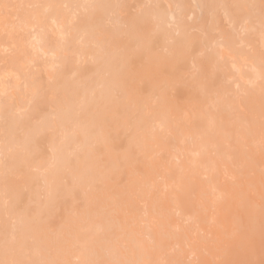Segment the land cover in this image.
Wrapping results in <instances>:
<instances>
[{"label": "bare ground", "instance_id": "obj_1", "mask_svg": "<svg viewBox=\"0 0 264 264\" xmlns=\"http://www.w3.org/2000/svg\"><path fill=\"white\" fill-rule=\"evenodd\" d=\"M57 1L61 2V0L51 1L50 3L46 2L48 5L47 13L42 10L38 11L37 9L33 13L26 11L25 8H21L20 13H18L21 17L19 21L26 22L33 15L34 17L36 16L35 19L37 22L45 21L47 17H52L53 19H58V17L62 18L64 15L62 14L64 13L62 11L63 9H61L62 4L60 3L61 5H59ZM70 1H68L69 4ZM109 1L113 2V0H106V2L104 1L105 4H101V1L100 5L97 8L95 7L96 10L94 8L93 12L88 13L87 11L88 15L86 13V18H81L83 20H79L80 22L77 20L75 22L76 24L74 23L75 25H73V30L77 27L76 31L80 30V32L85 33L87 39L84 42L92 44L94 42L93 37L98 42V48L94 49L96 51L94 55H91V57L94 56V62L92 60L91 62L93 64L90 63L91 65L88 63L91 67L88 68L87 65L85 66L83 64L87 69L82 70L83 67L80 68L78 66V72L76 69H68L67 64L73 62L67 58L69 50L63 44L61 47L63 55L59 62H61V65L66 63L67 67L64 66L67 69L63 66L64 70H69V72L71 71L74 74L75 72L77 73L75 74L77 76L76 81L66 78L67 76L65 77V73L63 72V74L60 68L58 70L60 73L57 75V83L55 86L49 87L51 95L54 92V95L56 94L55 96H57L54 99L59 103L58 105L56 102V105L59 106V112L56 114L53 111V113L57 115L55 118L61 122V131L65 133H63L64 138L60 144L57 142V138L50 141L52 144V155L55 160L53 164L48 163L49 166H52H47L48 169L45 174L48 193L50 194V196L48 195L50 201H46H49L48 203L50 204L53 199L55 202L58 196L60 198L61 196L71 194L73 196L74 189L81 188L83 192L80 191L82 193L87 192L88 194L90 192L87 197V202L83 205L81 211L76 212L75 210V213L79 214L77 218L74 219L75 216H67L64 221L62 235H65L63 238L65 240L67 236L68 241H63L59 236V238H55L56 235L54 234L56 231L53 228H56L54 225L58 221L57 219L55 221L54 218L57 217H54L55 214H53L54 218H50L52 214L48 213L56 209L58 204L56 203L54 205L55 208L53 207L54 209L49 212L48 208L52 209L51 206L53 205L50 207L46 206L47 209L45 208V211L48 212V215H43L45 211L44 213L41 212L44 217H38L40 213L37 212L36 207H34V211L36 212L31 213L30 211L33 210L32 205V210L31 208L28 210V207L26 208L25 205H22L23 203H27L28 199L27 201L25 199L28 196L34 199L33 195L37 192V190L34 191L32 189L36 184L33 185L32 178L34 173H31L30 166L33 162H39L40 164L45 159L42 157L46 155L43 154L42 156L41 154V160H39L40 157L36 156L35 153L33 154V156H36L34 158L31 153L32 157L30 155L27 156V153L25 156H12L9 167L6 166L8 169L0 176V194L1 196L3 195L0 198V264H40L39 255H42V250L47 251V249L50 250L43 259L44 264H70V261L65 258L67 257L64 255L65 252L69 253L67 258H69L70 254L75 256L73 253L77 252L76 256H83L80 258V261L84 262L86 258L84 256L87 254L86 251L88 252L91 248L84 247L85 250H83L84 248L80 250L78 245L82 246L84 243L83 246L87 245L86 247H90L93 243L105 240L108 236L113 238L111 241L114 240L112 246L103 244L98 248L100 254H98V251L96 253L98 254L97 257L101 255L105 258L103 260L104 262L101 260L102 264H148L149 250L151 247L150 242L136 236V230L139 229L137 225L138 215L140 216V214H138L135 196H144L148 188L154 186V177L157 173V167L161 162L159 159H153L151 157L152 150L154 149L165 154L166 158L163 156L160 159L164 158L169 162V165L165 167L166 170L163 174L164 182L162 183L168 190L162 195H157L150 203V210L158 219L159 226L153 232L146 231V234L151 236V239L156 243V247H162L165 242L178 244L183 240V235L176 233L170 220V209L183 204L181 203L182 199L185 201L188 198L185 205L180 206V208L183 206L181 211H183L184 216H187L199 226H205L212 218L214 213L211 211V208H214L216 213H219L220 222H223L225 225L229 224L230 227L236 225L235 220L237 218H233V214L236 215V213L230 208L229 198L223 196L218 190L220 187L216 179V172L218 161L230 165L232 163V159L229 158L230 154L226 150L224 143L231 138L232 132L234 131H239L240 133L247 132V126L245 128L242 126L241 130L238 128L240 123H237V125L234 123L233 117L236 118V115H233L234 110L231 100H226L227 92L231 87L226 83L227 77L223 72V65L219 60L220 55L215 51L207 52L205 50L206 47H209V41L205 39L208 36L200 39L194 36L189 37L185 32H182L178 38L172 39V43L169 42V45L165 46L164 42H167L171 38L169 39L167 37L170 32L168 31L166 33L164 30L165 26L164 28L162 26L164 11L161 10L163 7L159 4H155L154 10L151 12L133 15L130 12L128 14L122 1L114 9L118 15L125 14L126 28L119 30L112 29L114 27L112 26L111 29H104L102 27L103 25L101 26V20L103 21V15H106L105 12L107 9L112 8L110 7L111 3ZM209 3V5L201 7L206 10V13L213 12V8L216 9L215 7L217 6H220L219 10L221 7H228L227 9L231 10L227 11H231L233 18L239 17L240 11L249 14L248 12H253V9H255V12L259 10L257 18L260 17L258 19L262 22H259L258 25L262 26V28L260 29V26L256 24L259 30L255 36L258 38V41L260 40V48L264 47V0H210ZM66 6L69 5L66 4ZM115 10L113 11L115 12ZM225 12L224 15H228V12L226 14ZM45 14L46 16L44 17ZM113 16L114 19H117V21H114L117 24L119 17L116 16V18L115 15ZM247 16L245 17L248 18ZM216 17L213 18V21ZM252 17L250 18L253 19ZM239 20L237 19V21ZM253 20L255 23V19ZM235 21L234 19V23ZM210 27L208 25L207 29H210ZM180 28H183V26L181 25ZM201 28L203 27L201 26ZM210 30L213 31V29ZM71 34H73L72 30H70V36ZM85 36L82 38L85 39ZM167 38L168 40H166ZM91 39L92 43L90 42ZM69 41L71 42V40ZM67 42L65 43L69 45V42ZM84 42L83 46H85ZM158 49H161V52ZM85 50L83 49L85 53L83 51L81 52H83L82 55L84 57H87V54L90 53ZM92 50L89 51L92 52ZM42 52L47 54L44 50ZM15 57L11 62L12 65H16L22 60V63L25 62V58L22 56L17 55ZM191 57L193 58L191 62L195 61L196 63L197 72L192 76L184 77L183 70L186 67L183 69V66ZM255 59L257 66L263 68L264 58L258 56ZM1 62L0 64H2ZM4 65L6 66V64ZM0 70H3V68ZM49 74L48 76L51 77V74ZM74 74L72 77H74ZM261 75L259 71L257 73L255 72L253 77L255 79ZM28 77V79L31 78V76ZM13 82L14 84L18 83L16 80ZM255 84L257 87L251 86L244 90L245 96L243 102L251 111L264 116V82ZM26 85L28 86L29 84ZM38 86L36 84L29 86V89L33 91H30L34 94L33 96H36ZM173 90L177 92L174 95L171 94ZM30 92L27 91L29 94ZM47 95L48 93L45 94V97ZM45 97L43 96V99ZM34 98L37 100L38 97ZM43 99L41 100L43 101ZM41 100L39 101L41 102ZM39 101L36 103L37 106L35 103L33 105L39 107ZM4 109L3 113H0V128L5 127L8 132H13L18 122L9 116L8 113L12 111H10L11 108ZM35 112H39L38 109L35 108ZM26 114L24 115L26 116ZM51 115L53 114L51 113ZM43 117L45 116L43 115ZM154 122L158 123L164 130L171 131L175 137L174 141L166 139L162 132H157L154 129ZM233 123L236 125V128L232 126ZM34 125L37 126L39 124ZM229 125H231V129H234L231 130L228 128ZM31 127L32 129L28 131L26 138L24 140L22 139V145L27 147V149L34 148V144L30 145L32 138L38 132H42V129L40 131V129H36L34 126ZM121 129H127L129 134L123 136V138L125 137L124 139L118 140V134H120ZM77 143H80V146L82 143L84 146L80 149L81 153L78 151V154L72 156L71 152L74 148L77 149ZM91 144H93V147ZM209 148L214 149L217 156L216 159L209 160L206 157ZM140 153L142 154L140 155ZM178 155H183L185 158L181 165H176L172 162V158ZM242 155L245 158L246 170L239 171L238 176H246V172L249 171L253 173V176L245 179V181L238 182L237 185H230L229 188L237 202L243 200V190L241 188H264V169L259 165L258 158L253 156V152H243ZM203 174H207L208 177L206 180L200 178ZM23 188L25 190L28 188L29 192L27 193V197L25 193L27 191H24ZM90 188H92L91 191ZM194 188H197L199 195L204 199L202 204H195L187 197ZM31 197L29 199H32ZM5 199L8 200L7 203L4 201ZM23 199L25 202H23ZM33 199L31 201L29 200V202H32ZM57 200L59 201V199ZM57 200L56 202H58ZM34 202L36 203V201ZM62 204L60 200V205ZM28 206L30 207V205ZM61 210L62 208H58L59 213ZM5 216L14 220V223L19 224L18 228H22H20L22 232H19L21 235H19L18 231H16L18 234L15 233L16 237L18 236L20 238L16 246L11 245V238L14 233H11L9 236L10 223L7 230L9 233L6 235L5 230L8 227V221ZM57 216H59L58 213ZM91 216L96 217V221L87 225L88 218ZM236 216L239 218L240 214ZM41 217L49 219L50 223H47V219H44L46 223L44 225L40 224ZM50 219L54 220L55 223H51ZM99 221H104L105 229L100 226ZM57 226L58 229L59 225ZM48 227H51L50 229L52 230L50 231L54 236L47 233L46 230L49 229ZM216 230L219 233L220 228L217 227ZM232 230L230 228L228 230L229 233ZM13 238L14 241L15 236ZM124 242L127 245L123 253L118 245L120 246V243ZM74 244H78L77 248H74ZM93 250L96 251L97 249L93 248ZM93 254L95 253L93 252ZM24 257L26 260L23 261ZM92 258H95V256Z\"/></svg>", "mask_w": 264, "mask_h": 264}, {"label": "rangeland", "instance_id": "obj_2", "mask_svg": "<svg viewBox=\"0 0 264 264\" xmlns=\"http://www.w3.org/2000/svg\"><path fill=\"white\" fill-rule=\"evenodd\" d=\"M51 1L55 2L56 0H45V1L44 0H0V58H1L0 62L2 61L1 63L3 64V65L0 64V69L3 68V70H0V113H3V110H5L4 108H11L10 111L11 110L12 111L8 114L9 116L13 117V119L16 120V122H18L17 127L14 128L13 132H8L5 127L0 128V164H1L0 165V168H1L0 176L1 174H3L4 171L8 169L11 163L10 159L14 155L25 156L27 153V156L28 155L31 156V154L33 156V154L35 153L36 156L40 157L39 160H41V157L43 156V154H45L46 156L42 157L45 159L42 160L40 164L39 162H36V163L33 162L30 166L31 167L30 171L32 174L34 173L33 178H35V179L32 178V182H33V185L36 184L32 189L34 191L37 190L38 193L35 192L37 195L34 193L33 195L34 199L31 196H28V198L25 199V201H27L28 199L27 203H23L22 205L23 206L25 205L26 208L28 207L27 208L28 210H30L31 205H32L33 210L31 208L32 211L30 212L31 213L36 212L34 210L37 209V212L40 213V215L38 214V217H40V216L47 214L50 210H53L55 208L54 205H56L57 203L58 205L56 206V209L48 213V214L50 213L52 214L50 218L57 217V218H54V220L56 221L57 219L58 222H56L55 225L52 224L56 226V228L52 226L54 227L53 230L56 231L54 235H56L55 238L60 237V239H62L63 241H68L67 236L65 240L63 239L65 235H62V230H63L64 223H65L64 221L67 216H71V217L75 216L74 219L79 216L78 213H75V210L76 212L77 211L79 212L82 210L83 205L87 202V197L90 192L88 194L87 192L82 193L83 191L81 190V188L80 189L75 188L74 193L77 195L73 193V196L72 194L61 196V198L60 196H58L56 197L55 202L53 199L52 203L51 202L50 204L48 203L50 201V197H49L50 194L48 193L45 174H46L48 167L52 166V165L49 166V164H53V161L55 160L52 155V144L50 141L52 139L57 138L56 140H58L57 142L60 144V142L64 138L63 133H65L61 131L62 129L60 128L61 122L59 121V119L55 118V116L57 117L56 114L59 112V106H58L59 103L58 101L55 100L57 96H55L56 94L54 95L53 91H52L53 95H51V90L49 91V89L52 86H55V84L57 83V75L60 73L58 72L60 68L62 70V73L63 72L65 73V74L63 73L65 77L67 76L66 78L72 81H76L77 76H75V74L77 73L74 70L76 69V71L78 72L79 70L78 66H80V68L83 67L82 70H85L87 69V67L89 68L91 67L90 65L93 64L94 56L91 57V55H94V52L96 51V50L94 51V49L98 48V45H97L98 42L94 40V37L92 38L94 42L92 43V39L90 41L92 44H90L89 42H84V40L87 39L85 36V33L80 32V30L76 31L77 27L75 28V30H73L74 28L73 25L76 24L75 22L77 20L78 22H80L83 19H85L87 11L88 13L91 11L93 12L94 8L95 7L97 8L98 5H100L101 1H102L101 4H105L106 0H104L105 2L103 0H100V1L99 0H72V1L61 0V2H58V1L57 2L59 5L62 4L61 9H63L62 11L64 12L62 13L64 14L62 18L58 17V19L54 18L55 19L54 20L52 17H47L48 19L45 18L46 19L45 21L42 20L41 22H37L35 19L36 16L34 17L33 15L26 22L19 21L21 17L18 13H20L19 11H21V8H25L26 11H31L33 13L35 12V9H37L38 11L42 10L47 13L48 5L46 2L50 3ZM68 1H70V4ZM122 1L124 4V7L128 11V14L130 12V14H133V15L151 12L154 10V7L157 4L163 7V9H161L164 11L163 13L164 21L162 23V26L163 28L165 26V28L167 29L166 30L164 28L166 33L168 31L170 32L169 36L167 37L169 39L171 38L170 40H168V38L166 39L168 41L164 42L165 46L169 45L168 44L169 42L172 43L175 38H178L181 35L182 32H185V34L189 35V37L194 36L200 39L208 36L205 39L209 41L210 48L206 47L205 50L207 52L215 51L217 52L218 55H220L219 60L223 65V70H224L223 72L224 74H226V77H227L226 83L231 87L229 88V91L227 92L228 94L226 97L228 99L226 98V100H229V99L231 100L232 108L234 110L233 115L234 116L236 115V118L237 117L239 118V120H237L238 118L236 119L235 117H233L234 123L236 125L237 123H240V126L238 128H240L241 130H242V126H244V128L247 126V129H246L247 132L240 133L239 131H234L232 132L231 138L228 139L226 143H224L226 150H228L230 154L229 158L232 159V163L230 165V164H224L218 161L219 163L217 165V172H216V179L220 187V189L218 190L223 196L229 198L230 206H231L230 208L233 209V212L236 213V215L240 214L239 218L233 214V218L235 217L237 218V220H235L236 225L230 227L229 224L225 225L223 222H220L219 213H216L214 208H211V211L214 213V215H212V218L209 220V222L205 226H199L193 220H191L187 216H184L183 211H181L183 209V206L181 208L180 206L183 204L185 205L188 198H186L185 201L182 199L181 203L183 204H180V206L178 205L170 209V217H171L170 220L172 221L173 229L176 231V233L183 235V240L178 244H171V243L165 242V244H163L162 247H156V243L151 239V236H148L146 234V231L148 232L149 230V232L150 231L153 232L159 226L158 219L155 217V214H153L150 210V203L154 200V198H156L157 195H162L166 193V191L168 190V188L164 187L162 183L164 182L163 174L166 170L165 167L169 165V162H167L164 159L166 158L164 153L160 151H155V149L152 150L151 157L153 159H159L161 161L157 167L156 176L154 177V183H153L154 186L151 188H148L147 193L144 196H138V195L135 196L136 206L138 208V214H140V216L138 215L139 219L137 221V225L139 229L136 230V236L147 240V242H150L151 247L149 250L150 254H149L148 264H264V188H241L243 190V200L241 202H237L235 200L229 188L231 184L237 185L238 182L245 181V179H248L250 176H253V173L251 171L246 172V176H242V175L238 176L239 171L242 172L246 170L245 158L242 155L243 152H248V153L253 152V156L258 158L259 165H261V167L264 169V116L251 111L246 106V104H244L243 102V99L245 96L244 90L246 88H249L251 86L257 87L255 83L261 84L264 82V71H263L264 66L263 68L262 67L259 68V66H257L256 64V59H255L258 56L264 58V47L260 48L261 47L260 46L261 43H259L260 40L258 41V38L255 36L257 35L256 34L257 31L259 30L258 29L259 27H257V25L259 22H262L258 19L260 17L257 18L259 10L258 12H255V9H253V12L250 11L252 14L250 12H248L249 14H246L245 12L240 11L238 15L240 17V20L242 17L246 18L245 16L248 15L247 16L248 18L246 19L242 18V20L240 21L239 17L237 18L232 17L233 15L231 11L229 12L227 11V10H231V9H227L228 7H225V8L221 7L219 10L220 6H217L215 7L216 9L213 8V12L206 13V10L201 7H204L205 5H209L210 0H200L201 4L199 0H118V1L113 0V2L109 1L111 3L110 7L112 8L107 9V11L105 12L106 15H103L104 17L103 21L101 20V26L103 25L102 27L104 29H111L112 26H114L112 27V29L114 28V29L121 30V29L126 28L125 14L118 15L116 13L117 11L114 9L116 8V5L117 4L119 5L120 2ZM65 3L69 5L70 8L69 6H66ZM223 9H225L226 12ZM113 10H115V12ZM223 11L225 12V14L228 12V15L227 14L224 15ZM111 12H114V13H111ZM209 14L213 15L214 17L211 15L209 16ZM216 14H217V17H216ZM113 15H115V17L116 16L119 17L117 24L116 22H114L115 20L117 21V19H114ZM45 16L46 14L44 15V17ZM249 16L250 17L254 16L252 18L255 19V23H254V20L251 19ZM215 17L218 21L216 19H214L213 21V18ZM81 18L83 19L81 20ZM230 18L233 20V22ZM256 18L258 19L257 22H256L257 20ZM209 19L210 20L212 19V20L210 21ZM234 19L236 20L235 23H234ZM237 19L240 22L237 21ZM181 25L183 26V28H180ZM208 25L211 26L210 29H213V31H211L210 29H207ZM201 26L203 28H201ZM250 27L253 28L254 31ZM261 28L262 26H260V29ZM70 30H72V33H73L71 34L72 37L70 36ZM207 30L209 31L207 32ZM77 32L78 33L80 32V33L78 34ZM228 33L229 34L231 33V35H229ZM84 36H85V39H83ZM225 36L227 37L225 38ZM69 37L71 38L68 39ZM69 40H71V42ZM66 41L69 42V45L65 43ZM83 42L85 43V46H83ZM87 43L89 44L86 46ZM63 44H65V47L67 48V50H69V52L67 53L68 57L67 56L66 57L69 58L71 62H73V63L67 64L68 69L70 70L71 68L74 69L73 71L75 72V74L71 71L69 72V70H66L67 69L66 63L61 65L60 64L61 62H59L63 55L62 48H61ZM43 47H45V49H43ZM73 48L75 49L73 50ZM83 49L84 50L86 49L88 53H90V54H87L86 52L87 57L86 56L84 57L82 55L84 52ZM88 49L89 50L93 49V50L91 52ZM18 50L20 51L18 52ZM42 50L47 52V54H44ZM158 51L161 52V49L160 50L158 49ZM18 53H21V54H18ZM17 55L18 56L20 55L23 58H25V62L22 63L23 60L20 59L22 60L20 62L21 64L17 63L16 65H12L11 62L13 59L16 58L15 56ZM4 56L6 57L4 58ZM192 59H193L192 57L189 58V61L185 62L183 66V69L184 67H186L183 70L184 77L192 76L197 72V66L195 65L196 63L195 61L191 62ZM92 60L93 62H91ZM8 61H10V63H8ZM257 61H260V60H257ZM88 63L89 64L91 63V64L89 65ZM4 64H6V66ZM83 64H85V66L87 65V67L85 68ZM70 65H72V67H70ZM63 66L66 68L65 70L63 69ZM259 71L261 72L262 75L254 79L253 77L254 73L255 72L257 73ZM49 73L51 74V77L48 76ZM72 73L74 74V77H72L73 76ZM28 76H31V78L28 79L29 78ZM239 77H242V78H239ZM52 78L54 79V81ZM14 80H16L18 83L14 84L13 82ZM26 84H29V85L27 86ZM31 84L32 85L36 84V86L39 85L38 86L39 88H37L36 90L37 91L36 96H33L34 94L31 93L33 91L29 89V86H32ZM15 85H18V86H15ZM26 89L29 92L31 91L30 94L27 93ZM46 93H48V95L45 97ZM174 93H177V92H174L173 90L171 94L174 95ZM42 95L45 97L44 99ZM34 97L36 98L38 97L37 98L38 101L43 99V101L41 100V102L44 103L43 105H46V106H43L42 103L39 101V104L41 107L40 106L36 107L37 106L36 103H38V101ZM46 98L49 102L46 100ZM44 100L47 102H45ZM56 102L58 105H56ZM34 103L36 106L33 105ZM48 103H50L52 106ZM35 108L38 109V111L41 113L35 112ZM55 109L57 110V112ZM27 111L32 112V113H28ZM53 111L54 113H56L55 115ZM51 113L53 115H51ZM24 114H26V116ZM43 115L45 117H43ZM54 121H55V124H54ZM0 122H1V119H0ZM234 123L232 126L236 128V125H234ZM34 124H39V125L36 126ZM153 125H154V129L157 132H162L166 139L174 141L175 137L171 131L164 130L156 122H154ZM31 126H34L36 129H40V131L42 129V132L40 133L38 132V134H36L37 136L36 135L33 136L31 143L32 142L34 143L32 144L30 143V145L34 144L35 145L34 148L27 149V147H24L22 145V141L26 138V134L28 133V131L32 129ZM230 126L231 125H229L228 128L231 129ZM124 132L125 134L123 135ZM119 133L122 135L118 134V138H119L118 140L122 139L123 136H125L126 134H129V131H127V129H121ZM42 138H45V139H42ZM91 145L93 147V144ZM79 146H80V143H77V146H76L77 149L74 148V150L71 152L72 156L75 154H78L80 152V149L84 146V144L81 143V146L80 147ZM38 150H40L39 153H38ZM21 153L22 155H20ZM141 154L142 153H140V155ZM163 156L164 158L160 159ZM206 157L209 160H214L217 158L216 153L213 148L208 149ZM184 159L185 158L183 155H178L172 158V162L176 165H181L184 162ZM207 177H208L207 174H203L200 176L202 180H206ZM63 182H65V180H63ZM91 189L92 188H90V191ZM23 190L27 191L25 192L26 197H27L28 195L27 193L29 192L28 188H26V190L25 188H23ZM87 190H89V188H87ZM1 197H3V195L1 196L0 194V198ZM30 197L33 199L32 202H29V200L30 201L32 200V199H29ZM187 197H189V199L195 204H202L204 201L202 196L199 195L197 188H194L189 194V196L187 195ZM57 199H59V201ZM46 200H49V201L47 202ZM56 200L59 203L56 202ZM60 200H61V204L63 203L64 205L63 204L60 205ZM4 201L6 203L8 202L7 199H5ZM25 201L23 199V202ZM34 201H36V203ZM33 202L35 203V206ZM28 205H30V207ZM66 205L68 208L67 207L65 208ZM46 206L48 207L51 206L52 209L48 208V212H46L45 211V208L47 209ZM34 207L36 208L34 209ZM58 208L59 209L62 208L63 211L61 210V212L59 213ZM41 212L44 214L42 215ZM57 213L59 214V216H57ZM53 214H55V216ZM43 217H41L42 219L40 218L41 219L40 224L44 225V223L46 222L50 223L49 219H47L49 218L48 216H45L47 218H43ZM5 218L8 221L7 222L8 227H6V230H5L6 235H8L7 233L9 232H10L9 236L11 235V233L12 234L14 233V235L11 238L12 239L11 245L16 246L18 241H20V238L18 236L16 237L15 233H17L16 231H18V233L19 232L21 233L22 228L21 227H20L21 229L18 228L19 224L14 223V220L9 218L8 216L7 217L5 216ZM44 219H47L46 222H44L45 221ZM54 220H51V223H55ZM88 221H87V225H90L91 222L96 221V217L91 216L88 218ZM9 223H10L11 228H9ZM102 223L103 225H101ZM99 224L100 226H102L103 229H105L104 221H99ZM57 225H59L58 229H57L58 227ZM217 227L220 228L219 233L216 230ZM8 228H9V232H7ZM50 228L46 231L48 234L54 236L53 233L50 231L52 230ZM230 228L233 230L232 232L229 233L228 230ZM20 233L19 235H21ZM14 236H15V240L13 241ZM111 239L113 238L111 236H108L105 240H101L100 242L93 243L90 247H86L87 245L83 246L84 243L82 244L83 247L79 246L78 244H74V248H77V245H78V248H80V250H82L84 247L91 248V250H89L88 252L86 251L87 254L84 256L86 258L85 259L83 258L85 260L84 262L80 261V258L83 256L81 257H79L80 255L76 256L77 252L73 253L75 256L70 254L69 258H67L69 253L65 252L64 255L67 256L65 258L68 259V261H70V264H82V263L90 264L91 261H93V263L95 262L94 264H98V263L102 264L101 260L103 261L105 258L101 255L97 257V255L100 254L98 251L99 250L98 248L102 246L103 244L107 246H112L114 240L111 241ZM126 245L127 244L125 242L120 243V246L118 245V247L120 248L121 251H123V253L125 252L124 249ZM85 248L83 250H85ZM93 248L97 250L95 251L93 250ZM49 250L50 249H47V251L46 250L41 251L42 255H39L40 264H44L43 259L46 257V255L48 254L47 252ZM97 251H98V254H96ZM93 252L95 254H93ZM92 254L95 256V258H92L94 257ZM101 257L102 259H100ZM96 259L98 260V262ZM24 260H26L25 257L23 258V261ZM41 260H43V262H41Z\"/></svg>", "mask_w": 264, "mask_h": 264}]
</instances>
